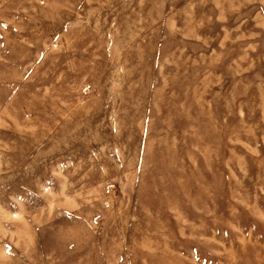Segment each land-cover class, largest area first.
Listing matches in <instances>:
<instances>
[{"label":"rangeland","instance_id":"rangeland-1","mask_svg":"<svg viewBox=\"0 0 264 264\" xmlns=\"http://www.w3.org/2000/svg\"><path fill=\"white\" fill-rule=\"evenodd\" d=\"M0 264H264V0H0Z\"/></svg>","mask_w":264,"mask_h":264}]
</instances>
